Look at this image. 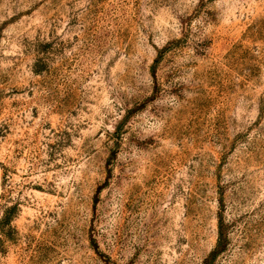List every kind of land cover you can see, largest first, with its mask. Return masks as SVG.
Here are the masks:
<instances>
[{"label":"rangeland","instance_id":"374dc122","mask_svg":"<svg viewBox=\"0 0 264 264\" xmlns=\"http://www.w3.org/2000/svg\"><path fill=\"white\" fill-rule=\"evenodd\" d=\"M0 264H264V0H0Z\"/></svg>","mask_w":264,"mask_h":264}]
</instances>
